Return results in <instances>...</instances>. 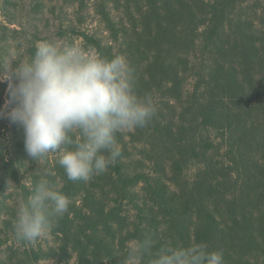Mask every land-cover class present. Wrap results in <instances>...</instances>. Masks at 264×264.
<instances>
[{"label":"trees","instance_id":"obj_1","mask_svg":"<svg viewBox=\"0 0 264 264\" xmlns=\"http://www.w3.org/2000/svg\"><path fill=\"white\" fill-rule=\"evenodd\" d=\"M35 1L42 3L44 0ZM49 1L52 2V0ZM147 1L149 2L148 4ZM160 1L169 3L165 15L159 13L158 7H156V11L153 9ZM249 1L251 2L248 3ZM142 2L145 4L140 8L138 5ZM251 3H253V10L249 7ZM126 10L134 27L137 21L134 18L135 15L137 13L142 14L144 28L147 31L146 38L148 41L151 40V44L155 47L153 52L158 54L155 57L156 60H161L159 64V76L165 84L169 83L167 93L164 87L154 91L152 85L150 93L146 94H150L154 98L161 94V98L165 101L167 100L166 106L169 110L177 109V107L173 109V106H171L170 102L172 100L180 103L179 99H186L185 101L189 107L187 114L192 115L193 118H200L201 124L204 127H217L223 130L226 125L225 123H227L230 127H235L238 132L240 130L243 135L242 137H245L247 135V123L251 122L253 123V129H250V131L252 134L257 132V129L254 127L257 120L251 114H248L249 109L245 102L250 99L254 103L251 106L253 113L255 110H258L260 111V117L263 116L264 118V77H261L263 71L257 73L252 69L264 56V31H262L264 28L260 30L257 26H253L256 25V21H259L258 19H261L262 23H264V0H126ZM251 13L257 17L256 20L255 18H251ZM108 23L112 24L111 20ZM9 24L12 23L10 22ZM111 28L114 29L115 26L112 24ZM5 29L7 30V28ZM118 32L119 30H116V35H118ZM92 47L98 52H103L100 43L95 42ZM130 47L128 45V48ZM188 48H191L189 55L188 51H186ZM193 48L212 57L215 55L216 58L212 63H210L211 60L209 59H204L200 63L203 56L194 53ZM35 50L36 46L31 48L30 53L32 56ZM105 55L112 57L111 54ZM127 55L130 61L132 59L133 62L136 57L134 51L130 50ZM192 58L193 61H191ZM6 60L5 58L0 59V73L5 71L3 63ZM156 60H154L153 55V58L147 59L146 63L153 66ZM197 61L200 63L199 78L196 79L192 88H186L179 74L192 71L193 68L196 69L197 66L195 64H197ZM206 67H208L209 72H201ZM151 72L152 68L147 73L150 74ZM257 76L261 77L259 81H257ZM141 78L145 79L142 75ZM11 80L13 82L16 81L14 75L11 76ZM245 84H249L250 89L254 92L250 97L246 92ZM0 86L4 88L0 94L1 101H3L8 84L0 82ZM157 91L159 93L161 91V93L157 94ZM224 102L229 105L239 102L242 105H238V107L232 110L225 107ZM256 104L260 105L258 109H256ZM174 113L172 115L173 121H167L164 117L157 116L145 127L136 128L130 134H126L125 130L118 132L116 137L119 145L122 146L121 158H118L109 167L107 172L94 175L91 178L92 182L90 185L84 181L66 179L65 170L63 168L60 170V175L67 180L69 186H72V193H76L75 190L77 189V193H84L90 198L88 199L90 204L87 207L92 211L88 212L84 209V212H82L74 208L65 220L59 219L61 223L55 224L52 229L55 235L62 236V247L56 250L51 249L48 252H41L40 250V257L37 255L39 253H34L36 258H30L28 262H24L23 264H38L41 259L50 261L61 255L70 258V250L72 249L82 256L79 260L81 264H105L106 261L110 264H122L117 259L119 251L116 246L119 238L123 239L125 235L129 238L131 234L138 242L145 237L150 238L152 236L157 237V242L167 244L165 236H163L160 230L165 219L169 221L170 225L183 227L187 230L190 229L186 223L182 224L180 220L185 210V208L181 207L184 203L170 202L175 193L167 192L166 182L155 178H148V176H143L142 173L135 176H130L132 175L130 172L128 174L127 170H130L128 168L130 163L127 161L132 157L131 151L127 149L128 145L125 140L128 136L134 138L139 134L141 137H144L143 139L146 143L156 137L158 140L164 139L161 144L172 141L176 145L171 146V148H164L163 152H160L161 157L159 154L158 163L155 164L158 172L170 170L176 173L183 167V163L186 164V159H188L187 163L190 160L195 162L197 166L195 168L196 170L198 169L197 171L202 176L195 179L191 185L193 188V191H191L193 196L191 198L193 199H202L209 193L213 195L215 187L212 184L209 186L210 182L207 181L209 173H219L223 168L224 171L230 173L235 171L245 173L249 169L250 164L244 161L245 159L241 154L244 151L240 150L238 152L240 154V158H238V154H234L233 152V147L230 150L232 153L226 167L215 156L211 159L210 153L213 149L207 147V145L201 146V144H197V141L201 142L205 137L204 134L198 133L199 126L196 127L194 125L195 122H193L192 126L189 127L191 135H189L188 131L180 133V127L175 123L176 120H180L178 117H182L184 114L178 116ZM225 117L226 119H224ZM13 125H15L14 130L20 127V125L15 123ZM11 130L12 127H10L7 118H0V137L2 133L5 136V133ZM225 133L229 135V133ZM17 135V132H15L14 143L12 142L8 145L3 143L4 145H2L3 149L1 150L0 161L3 166L8 167L14 162L21 164L20 166L24 165V160L27 158L24 144L25 139ZM230 135L233 134L231 133ZM71 136L78 138L73 135ZM230 146L232 145L230 144ZM7 149L10 151L5 155V150ZM12 151L13 153H11ZM190 152L191 156L186 158V155ZM199 166H202L204 169ZM232 169H235V171ZM146 178L148 179L145 180ZM246 179L247 181L242 188L243 192H247L251 196L252 209L264 216V192H261L264 177L259 179L254 176H248ZM143 181L146 182L145 190L152 195V202L150 200L142 202L138 199L137 186ZM229 183L232 184L233 182ZM109 184L112 185L111 190L113 193L110 201L118 204L117 195H123V200H128L130 204L137 205L138 222L133 221V228L128 227L127 221H131L128 217L122 218L123 208L117 210V205L111 206L109 201L100 199L91 192V189H99L102 195H105L104 189ZM235 189H238V187H235ZM236 193L227 189V194L223 193L220 197L223 196V198L227 199L225 205L229 206L230 216L233 215L234 217L235 227L241 231L240 238L236 237L234 239L233 236L229 235L227 237L230 240L228 242L229 246H226L222 237L225 231L222 229L215 230V226L211 224L204 226L207 231L202 232V235L199 236L195 243L203 242L207 244L209 250H221L223 252L224 264H255L257 251L255 252L254 250L264 251V225L259 227L260 232H262L256 233L257 228L253 218L254 213L251 212L249 216L240 214L238 211L239 202H237L240 196H237ZM230 196L233 197L232 200L228 198ZM180 198L186 201L185 193L183 194V198ZM123 205V202L120 201V206L123 207ZM4 210L5 206L0 203V211ZM195 211L198 218L200 214L197 209ZM158 213L160 214V218L163 219V224L160 227H154L152 216L155 217ZM209 218L211 222L215 221L211 217V213L209 214ZM193 219L195 218L191 217L190 221ZM122 222H125V230L119 228V223ZM150 239L153 241L152 238ZM189 244L192 243L187 242L185 246ZM235 248L242 252V255H239L241 259L234 256L235 250L234 252L232 251ZM248 249L251 250V255H254L250 259L246 256L249 253ZM155 250L156 247H153V251ZM261 264H264V254Z\"/></svg>","mask_w":264,"mask_h":264},{"label":"rangeland","instance_id":"obj_2","mask_svg":"<svg viewBox=\"0 0 264 264\" xmlns=\"http://www.w3.org/2000/svg\"><path fill=\"white\" fill-rule=\"evenodd\" d=\"M250 2L251 1L248 3ZM148 3L149 2L147 1V4ZM253 3L249 5L252 10ZM144 4L145 3L142 2L138 6L142 8V5ZM168 4L169 3L160 1L153 9L156 11V7H158L159 13L165 15ZM134 18L137 19L135 27L131 22L130 16L127 15L126 0H52V2L44 0L42 3L36 2L35 0H0V59H7L3 63L5 71L0 73V76H7L18 64L29 61L32 58V54L30 53L31 48L34 46L37 47V45L42 41H51L59 46L68 42H75L85 51L98 52L92 47L96 42L102 45L103 52L98 53L104 56H106L105 54H111L112 57L117 55H124L127 57L133 69L137 91L139 94L145 95L146 93H150V87H152V85L154 91L157 89L160 90V88L164 87L167 93L169 83L165 84L159 76V64L161 63V60H156L155 57L158 56V54L153 52L155 47L151 44V40L148 41L146 38L147 31L144 28L143 16L142 14L137 13ZM251 18H255V20L257 19V17H255L252 13ZM109 20H111L112 24L115 26L114 29L111 28L112 24L108 23ZM258 20L259 21H256L257 23H255L256 25L253 26H257V28L261 30L264 28V23H262L261 19ZM10 22L12 24H9ZM5 28H7V30ZM116 30H119L118 35H116ZM262 31L264 30L262 29ZM128 45L131 47L128 48ZM130 50H133L136 54L133 62L132 59L130 61V58L127 55ZM186 51H188L189 55L191 53V48L186 49ZM193 52L197 55L203 56L200 63L204 59H209L211 60L210 63H212L216 58L215 55L212 57L207 54H203L204 52L198 51L194 48ZM153 55L156 62H154L153 66H151L146 63V60L152 59ZM191 61H193V58ZM263 62L264 56L260 62H257L255 66L252 67L253 71L257 73H261L263 71L261 77H264ZM196 63V69L193 68L192 71H186L179 74L186 88H192L196 79L199 78L200 63L198 61ZM151 68L152 72L148 74L147 72ZM201 72H209L208 67L202 69ZM141 75L144 76L145 79L141 78ZM259 76L256 77L257 81L261 78ZM0 82L8 84L9 80L6 78ZM245 86L248 96H252L254 92L250 89V85L245 84ZM3 89L4 88L0 86V94ZM160 93L157 91V94ZM8 99H10V97L8 91L6 90L3 101H1L0 95V107L1 105L3 107L5 101ZM152 100L157 106V114L151 120H154L157 116H162L167 121H173L172 115L174 112V114H177L178 116L184 114L182 117H178L180 120H176L175 123L180 127V133L188 131L189 135H191L192 133L189 132V127L192 126L193 122H195L194 125L196 127L199 126L198 128H200L198 133L205 135L203 141H197V144H201V146L207 145V147L213 149L210 153L211 159L215 156V158H218L219 162L224 164L226 167L228 159H230L232 153L230 150H232L233 147L234 154H238L240 150H243L244 152L241 154L245 159L244 161L247 164H250L248 167L249 169L245 173L236 172L235 169H232L235 172L230 173L224 171V168L220 170L219 173H209L207 181L210 182L209 186L212 184L215 187L213 195L209 193L202 199H193L191 198V196H193L191 192L193 191V188L191 185L195 179L202 176L199 171H197L198 169L196 170L195 167L197 166L195 162L190 160V162L187 163L188 159H186V164L183 163V167L176 173H173L170 170L158 172L155 164L158 163L160 152H163L164 148H171V146L176 145H174L172 141H168L166 144H161L164 139L158 140L156 137L146 143L143 139L144 137H141L139 134H137L134 138L131 136L126 137L125 140L128 145V147H126L128 151L130 150L132 153V157L129 161H127L130 163L128 167L130 170H127L128 174L130 172V174H132L130 176H135L142 173L143 176H148V178H155L157 180H161L162 182H166L167 192L175 193L170 202H176L178 204L184 203L181 207L185 208V210L180 220L182 224L186 223L187 226L190 227L189 230L176 225H170L168 223L169 221L166 219L163 224V219L160 218L159 213L155 217L152 216V219H154V221H152L154 227H160L163 224L160 230L163 236H165L164 238L166 239L167 244L173 246H185L187 242L194 244L196 240H198L199 236L202 235V232L207 231L204 226L211 224L215 226V230L222 229L225 231L222 237L224 238L226 246H229L228 242H230V240L227 238L229 235L233 236L234 239L236 237L240 238L241 231L235 227L233 221L234 217L233 215L230 216L229 206L225 205L227 199L223 198V196L220 197L223 193L227 194V189L237 192V196H240V199L237 200V202H239L238 211L241 215L249 216L251 212L254 213L253 218L256 228L258 229H256V233H261L262 231L260 232L259 227L264 225V216L258 211L252 209L250 202L251 196L247 192L244 193V190L242 189L248 176H254L259 179L264 177V118L263 116L260 117V111L258 110H255L253 113L251 106L254 103L250 99L245 102L249 109L248 114H251V116H253V118L255 117L257 120V123L254 124L257 132L252 134L250 129H253V123L250 122L247 123V135L242 137L243 135L240 130L238 132L235 127H230L227 123H225L226 125L223 130L218 129L217 127H204L201 124L200 118H193L192 115L187 114L189 107L185 101L186 99H179V101H181L180 103L174 100L170 102L173 109L177 107L176 110L168 109L166 106L167 100H163L161 98V94L157 95L155 98L152 97ZM238 105L241 106L242 103L239 104L238 102L233 105H229L224 102V106L231 108L232 110L238 107ZM12 106L14 105H10L9 108ZM259 107L260 105L256 104V109ZM224 112L226 113V111ZM224 119H226V117ZM7 121L9 122L10 127H12V130L5 133V136L3 135L4 133H2L0 137V154L3 149L2 145H8L12 142L14 143L15 132H17L18 137L25 139L23 128L20 126L18 129L14 130V123L9 119H7ZM133 130H125V132L126 134H130ZM143 131L145 132V130ZM225 132L229 133V135ZM231 133L233 135H230ZM71 135L79 137V132L74 130ZM230 144L232 146H230ZM119 146L122 149V146ZM9 151L10 150L8 149L5 150V155L8 154ZM11 153H13V151ZM239 155L240 154H238V158H240ZM189 156H191V152L186 155V158ZM26 157L27 158L24 160L23 166L14 162L10 166L6 167L3 166L0 161V203L5 206V210L0 211V264H23L24 262H28L30 258H36L34 253L37 254L40 250L41 252H48L51 249H59L63 245L62 236L55 235L53 232L52 228L54 226L34 244L20 241L15 235L13 224L16 211L19 205L31 193L35 184L41 179H47L56 190L63 192L69 197L71 201L69 211L64 214L62 219L65 220L67 215L72 212L74 208L77 211L81 210L82 212H84V209L88 212L92 211L89 207H87L90 204L88 201L90 198H88V196L84 193H77V189L75 190L76 193H72V186L67 184V177L65 179L60 175V170H62L63 167H61L58 163L60 157L59 151L50 152L46 157L41 158L38 161L32 160L28 154ZM199 167L203 168L202 166ZM91 182L92 179L87 181L86 184L90 185ZM229 182L233 183L230 184ZM145 186V181L138 184V199L142 202L145 200H150L152 202V195L145 190ZM263 186L264 184L261 185L262 193L264 192ZM235 187H238V189H235ZM111 188V184L106 185L104 189L105 195H102V192L99 189H91V192L98 198L109 201L111 206L117 205V210L119 208H123L122 218L125 219L128 217L131 220L127 221L128 227L130 226L129 228H133V221L136 223L138 222V210L136 209L137 205H132L128 200H123V195H117L118 204H114L110 201L113 196ZM219 189L220 193L218 194ZM184 193L186 201L180 198H183ZM228 198L231 200L233 199L232 196ZM119 200L123 202V207L120 206ZM194 208L197 209L200 214L198 218L195 214L196 211ZM210 213L211 217L215 220L214 222H211L209 218ZM72 216L75 218L74 215ZM191 217H194L195 219L190 221ZM240 220L242 221V219ZM60 223L61 222L58 220L54 223V225ZM124 223L125 222L119 223V228L121 230L126 229V225ZM150 238L153 239V244L156 249L165 245L164 243L157 242V237L151 236ZM136 243L137 240H135L131 234L129 235V238L125 235L123 239L119 238L117 240L116 248H118L119 251L117 259L122 264H124V255L126 251ZM235 244L237 243L235 242ZM248 251L249 253H247L246 256L250 259L254 255H251V250L248 249ZM254 251H257L255 255V264H261L264 251ZM232 252L235 253L234 256L236 258L241 259L239 256L242 255L241 251L235 248ZM70 253V258L61 255L57 258L51 259L50 261L41 259L38 264H81L79 260L82 256L76 253L73 249L70 250ZM37 255L40 257V253ZM145 260H147V257ZM105 264L110 263L106 261Z\"/></svg>","mask_w":264,"mask_h":264},{"label":"clouds","instance_id":"obj_3","mask_svg":"<svg viewBox=\"0 0 264 264\" xmlns=\"http://www.w3.org/2000/svg\"><path fill=\"white\" fill-rule=\"evenodd\" d=\"M6 78L10 99L0 107V118L23 128L32 160L59 151L58 163L71 181L87 182L107 172L122 156L116 134L145 127L157 114L152 97L137 91L126 56L109 58L75 42H40L29 61L0 81ZM74 130L78 138L71 136ZM70 203L66 194L41 179L16 211L17 239L34 244L63 218ZM153 247L150 238L139 240L126 251L124 264H145L146 257V264H224L223 252L209 250L203 242Z\"/></svg>","mask_w":264,"mask_h":264}]
</instances>
